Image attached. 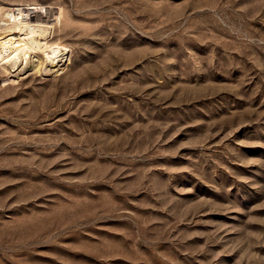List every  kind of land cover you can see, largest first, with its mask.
<instances>
[{"label": "rangeland", "instance_id": "obj_1", "mask_svg": "<svg viewBox=\"0 0 264 264\" xmlns=\"http://www.w3.org/2000/svg\"><path fill=\"white\" fill-rule=\"evenodd\" d=\"M13 8L59 49L0 62V264H264V0Z\"/></svg>", "mask_w": 264, "mask_h": 264}, {"label": "bare ground", "instance_id": "obj_2", "mask_svg": "<svg viewBox=\"0 0 264 264\" xmlns=\"http://www.w3.org/2000/svg\"><path fill=\"white\" fill-rule=\"evenodd\" d=\"M9 10L8 19H3L6 20L8 26L14 25V28H10L9 30L11 31L0 35V62L13 61L21 56L22 53L26 59L31 57V55L38 56V53L49 55L50 57L52 53L54 54L53 56L56 55L59 48L48 50L47 44L44 43L45 39L48 38V34L52 33L54 24L34 23L31 19L26 18V10L21 8ZM33 68L37 69V65L32 64L30 69Z\"/></svg>", "mask_w": 264, "mask_h": 264}]
</instances>
